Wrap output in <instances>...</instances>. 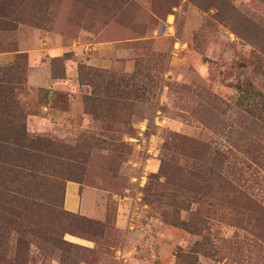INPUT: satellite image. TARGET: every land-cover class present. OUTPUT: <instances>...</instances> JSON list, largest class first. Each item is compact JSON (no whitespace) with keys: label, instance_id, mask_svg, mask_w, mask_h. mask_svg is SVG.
Masks as SVG:
<instances>
[{"label":"rangeland","instance_id":"obj_1","mask_svg":"<svg viewBox=\"0 0 264 264\" xmlns=\"http://www.w3.org/2000/svg\"><path fill=\"white\" fill-rule=\"evenodd\" d=\"M43 1L31 15L39 25L0 30V66L25 54L19 98L36 111L27 134L73 149L69 171L85 155L79 174L70 171L77 182L67 181L85 206L41 226L51 240L12 234L0 264H61L63 256L66 264H179L175 251L198 237L170 217L242 211L237 198L217 209L209 199L224 164L216 150L264 145L263 124L234 105L248 82L264 92L253 74V56L264 58V0ZM56 57L59 80L50 77ZM80 64L139 77L143 97L119 101L108 121L92 119L82 110L91 88L77 80ZM249 213L245 243L218 251L221 264H264V213ZM212 222L211 237L235 230Z\"/></svg>","mask_w":264,"mask_h":264},{"label":"trees","instance_id":"obj_2","mask_svg":"<svg viewBox=\"0 0 264 264\" xmlns=\"http://www.w3.org/2000/svg\"><path fill=\"white\" fill-rule=\"evenodd\" d=\"M42 1H38L37 7L36 0H0V30L10 31L18 24L39 25L31 15L42 12ZM62 61V57L51 60V79L64 78ZM253 63V74L264 78V58L253 56ZM25 67V54H18L12 63L0 66V252L4 253L12 234L51 240L53 237L41 226L54 222L60 213L74 216L63 210L65 183L75 180L69 175L79 174L85 161V155L77 153L70 172L65 161L73 149L27 134L26 116L35 115L36 111L25 108L19 98L24 89ZM77 80L91 88L90 94L81 99L83 113L99 121L112 118L119 101L141 99L145 88L144 82L134 75L82 64L77 67ZM234 105L264 126V92L253 83L237 88ZM215 155L224 164L220 165L217 190L211 193L207 185L209 199L217 209L222 200L231 199L234 203L233 199L237 198L242 211L230 217L219 211H213L211 217L200 213L192 214L189 219L170 217L171 225L198 237L191 250L175 251L179 264H203L200 257L221 264L223 258L217 257L218 251L245 243L249 223L243 219L249 217V208L264 213V145L239 152L217 149ZM224 219L235 230L229 237H211L212 221ZM57 243L68 245L61 239ZM61 264H66L64 256Z\"/></svg>","mask_w":264,"mask_h":264},{"label":"crops","instance_id":"obj_3","mask_svg":"<svg viewBox=\"0 0 264 264\" xmlns=\"http://www.w3.org/2000/svg\"><path fill=\"white\" fill-rule=\"evenodd\" d=\"M85 204L81 202L79 197V186L74 182H67L65 186L63 206L66 211L75 213Z\"/></svg>","mask_w":264,"mask_h":264}]
</instances>
